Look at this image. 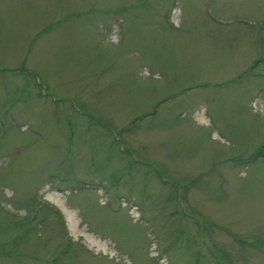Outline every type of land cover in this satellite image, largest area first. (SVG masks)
Returning a JSON list of instances; mask_svg holds the SVG:
<instances>
[{
	"label": "rangeland",
	"instance_id": "rangeland-1",
	"mask_svg": "<svg viewBox=\"0 0 264 264\" xmlns=\"http://www.w3.org/2000/svg\"><path fill=\"white\" fill-rule=\"evenodd\" d=\"M0 264H264V0H0Z\"/></svg>",
	"mask_w": 264,
	"mask_h": 264
}]
</instances>
